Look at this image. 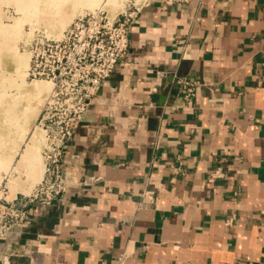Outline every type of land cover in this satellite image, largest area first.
I'll use <instances>...</instances> for the list:
<instances>
[{
	"label": "crops",
	"instance_id": "0c3cea01",
	"mask_svg": "<svg viewBox=\"0 0 264 264\" xmlns=\"http://www.w3.org/2000/svg\"><path fill=\"white\" fill-rule=\"evenodd\" d=\"M129 37L66 192L32 206L0 264H264V0H149Z\"/></svg>",
	"mask_w": 264,
	"mask_h": 264
},
{
	"label": "built area",
	"instance_id": "2783aa9c",
	"mask_svg": "<svg viewBox=\"0 0 264 264\" xmlns=\"http://www.w3.org/2000/svg\"><path fill=\"white\" fill-rule=\"evenodd\" d=\"M163 1L175 4L191 0ZM140 9L134 4L133 11L112 20L84 14L62 36H44L30 51V76L51 84L38 118L44 132V174L28 193L16 192L10 197L8 192H0V243L13 239L24 228L31 219L32 206L50 207L66 192L68 180L63 166L70 141L93 98L127 56L131 23ZM178 83L185 98L195 95L194 82L181 78ZM224 174L218 166L210 180ZM18 195H22L20 202Z\"/></svg>",
	"mask_w": 264,
	"mask_h": 264
},
{
	"label": "rangeland",
	"instance_id": "374dc122",
	"mask_svg": "<svg viewBox=\"0 0 264 264\" xmlns=\"http://www.w3.org/2000/svg\"><path fill=\"white\" fill-rule=\"evenodd\" d=\"M148 1L0 0V192L10 197L29 192L35 184L32 177L44 168V132L38 118L47 94L40 97L26 90L36 81L23 66L27 60L29 66L30 51L44 36H62L84 14L112 20Z\"/></svg>",
	"mask_w": 264,
	"mask_h": 264
},
{
	"label": "bare ground",
	"instance_id": "6f19581e",
	"mask_svg": "<svg viewBox=\"0 0 264 264\" xmlns=\"http://www.w3.org/2000/svg\"><path fill=\"white\" fill-rule=\"evenodd\" d=\"M65 22H66V20H65ZM56 34L57 33H54V34H52V36L57 37L58 34L57 35ZM60 36H61V34H60ZM23 66L24 67H28V60L27 61H23ZM50 87H51V84L48 81L44 82V81H37L36 80V81H33L30 85H28L26 90L28 92H30V93L36 94L37 96L43 97L46 94L48 95ZM34 157H32V158L36 159ZM42 174H44V168L42 170V166H41V169L37 172V174L34 177H32L33 182L36 183V181L41 180V178L43 177Z\"/></svg>",
	"mask_w": 264,
	"mask_h": 264
}]
</instances>
